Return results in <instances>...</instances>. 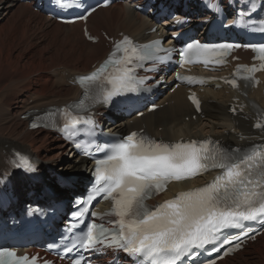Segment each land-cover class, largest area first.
Returning <instances> with one entry per match:
<instances>
[{"label": "snow or ice", "instance_id": "6c2138e0", "mask_svg": "<svg viewBox=\"0 0 264 264\" xmlns=\"http://www.w3.org/2000/svg\"><path fill=\"white\" fill-rule=\"evenodd\" d=\"M58 6L68 8L72 5L61 2ZM211 6L218 8L215 4ZM254 8L253 4L252 10ZM80 19L86 20L87 15H81ZM260 23L264 24V21ZM259 30L264 32V27ZM238 47V44H189L179 55L184 63L192 62L193 57L203 58L206 64L214 58H217L216 63H222L219 58ZM246 47L257 51L259 59L264 61V43ZM159 51V42L138 47L130 38L124 37L96 71L80 78L85 87V100L79 103V107L84 108L89 99L110 104L115 97L140 91L143 81L136 78L135 67L142 66L141 61H163L165 58L156 56ZM164 51L170 56L174 49ZM258 70L241 67L237 72L254 73ZM178 79L184 78L178 76ZM226 82L237 86L235 78ZM93 86L96 95L90 97L88 93ZM191 99L199 109L195 95ZM60 111L64 116L62 130L70 135L81 123H92L67 107ZM256 127H264V124L257 123ZM97 151L104 152V155L95 161L92 190L79 201L84 207L74 216L78 221L82 220L92 201L100 197L112 201L113 207L106 215L115 219L110 221L111 228L96 223L87 225L80 241V246L85 249L97 250V245L112 248L126 253L138 264H183L185 259L194 262L200 250L208 245L219 252L225 245L233 244L232 238H221L227 229H239L243 236H248L245 222L264 224V146L237 154L239 150L233 152L220 148L211 141L168 144L132 132L114 143L98 145ZM13 163L25 171H35L26 157L20 156L18 162ZM211 169L222 171L207 185L180 192L175 198L154 207L146 204L152 195L165 191L170 182L191 179ZM92 215L96 214L93 212ZM240 238L238 233L235 239ZM239 248L240 244H234L225 250V255ZM35 260L32 258L31 264H35ZM0 264H30V261L29 257H18L16 252L4 247L0 248Z\"/></svg>", "mask_w": 264, "mask_h": 264}, {"label": "bare ground", "instance_id": "6f19581e", "mask_svg": "<svg viewBox=\"0 0 264 264\" xmlns=\"http://www.w3.org/2000/svg\"><path fill=\"white\" fill-rule=\"evenodd\" d=\"M0 7L3 11H0V166L12 153L18 155L22 152L34 156L40 165H55L61 156L63 143L42 129L31 130L32 112L80 96L81 91L68 79L74 74L89 71L96 60L104 57L108 47L101 30L113 35L125 31L138 38H150L154 35H146V31L153 24L125 4L98 8L90 16L89 28L98 33L101 40L91 44L86 41L80 22L62 25L16 0H0ZM202 95L205 118L198 116L195 120L191 116L195 113L193 106L184 89L178 88L165 100H173L170 105L155 114L145 115L143 121L149 131L170 138L212 133L227 142L245 144L253 132L250 121L245 117L229 115L232 95L224 89L215 91L210 88H206ZM253 96L264 105L262 88ZM187 115L191 117L186 121ZM143 121L135 120L133 126L117 124L112 128L125 131L141 127ZM68 161L62 169L67 171L65 174L79 169L75 160ZM195 182L202 183L203 180ZM254 248L248 251L244 260L248 258L247 263L264 264V247L262 250ZM218 264H225V261ZM238 264L244 262L239 261Z\"/></svg>", "mask_w": 264, "mask_h": 264}, {"label": "rangeland", "instance_id": "374dc122", "mask_svg": "<svg viewBox=\"0 0 264 264\" xmlns=\"http://www.w3.org/2000/svg\"><path fill=\"white\" fill-rule=\"evenodd\" d=\"M5 3L3 4V6H2V8H3V11L5 10ZM2 8L0 7V11H1V13H3V11H2ZM67 162H69V161H66L65 163L67 164ZM257 244V245H256ZM256 244H254L253 246H252V248H249V251H252V250H254L255 248H254V246H256V249H259V250H262V247H264V241L261 239V240H259ZM259 244V245H258ZM254 248V249H253ZM237 262L236 263H233V262H231V264H238V262L239 261H242V262H244V264H251V263H247V262H249L248 261V258L246 259V260H244V258L243 257H239V258H237ZM253 263H255V262H253Z\"/></svg>", "mask_w": 264, "mask_h": 264}]
</instances>
